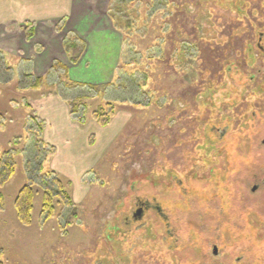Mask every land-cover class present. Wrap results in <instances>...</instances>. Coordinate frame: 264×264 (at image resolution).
Wrapping results in <instances>:
<instances>
[{
	"label": "rangeland",
	"instance_id": "obj_1",
	"mask_svg": "<svg viewBox=\"0 0 264 264\" xmlns=\"http://www.w3.org/2000/svg\"><path fill=\"white\" fill-rule=\"evenodd\" d=\"M0 1V153L10 151L16 164L0 187V264H264V188L249 194L246 179L264 176V147L257 146L264 94L252 89L263 77L251 83L243 76L242 53L244 13L258 0H80L92 6L98 29L76 33L48 23L36 34L5 18L52 16L66 0ZM44 33L55 37L47 48ZM64 45L83 49L77 62ZM230 55L243 73L228 72ZM56 63L65 70L53 69ZM36 78L42 84L30 90ZM104 85L102 95L90 88ZM56 97L66 104L81 97L86 106L69 150H85L92 162L105 154L87 174L80 165L51 169V155L43 156V172L65 186L72 180L66 189L77 210L64 207L59 217L57 207L45 222L39 193L31 225L23 226L14 200L28 183L34 133L43 140L31 117L50 116ZM105 103L116 112L103 129L91 114ZM41 122L53 137L55 122ZM88 136L99 142L86 149ZM71 183L82 188L75 197ZM135 201L160 211L134 219Z\"/></svg>",
	"mask_w": 264,
	"mask_h": 264
},
{
	"label": "trees",
	"instance_id": "obj_2",
	"mask_svg": "<svg viewBox=\"0 0 264 264\" xmlns=\"http://www.w3.org/2000/svg\"><path fill=\"white\" fill-rule=\"evenodd\" d=\"M31 26L32 25L26 24L27 28ZM27 36L29 38L33 36L31 31L27 33ZM64 46L66 53L71 54L70 62H77L82 55L83 49L77 47L76 45H71V47H68L67 45ZM53 69L65 70V68L62 67L60 63H56V65H53ZM42 80V78H36L33 84L30 85V89H38L42 84ZM73 85L88 86L83 83H73ZM107 87L108 85L90 86V88L94 90L97 95H102ZM78 100L79 101L77 102H68L69 114L73 120H75L79 124H84L86 119V106L81 103V100H83L81 97H79ZM115 112V107L112 103H105V105L97 107V109L92 112L91 119L95 121L99 126L106 127L115 116ZM77 114H79V116H76ZM31 120L35 121L39 130L38 134H41L43 130L42 122L37 120L36 117H31ZM34 135L37 136V142L33 148L35 154L34 156H32L31 161H26L25 165V171L29 178L28 183L19 190L14 200V209L16 212L17 220L23 226L31 225V212L34 207V199L35 196L39 193L41 194V216L45 222L54 216L57 207H59V217L61 216V210L64 207H68L72 215H75V212L77 210V207L75 206L66 189L69 187V183H66L65 186L63 180L59 179V177L52 171L43 172V164L41 163V159L43 156H52L54 154V147L46 145L41 137L38 138V135L36 133H34ZM242 137L243 136L241 134L239 138L241 139ZM247 158L248 157H244V159ZM33 163L35 164V167L32 166ZM15 167L16 164L14 161V155L10 151L0 153V187L4 186L10 180V178L15 173ZM246 179L248 180V178ZM2 206L3 198L0 195V207ZM152 209L157 210L156 212L160 211L157 207Z\"/></svg>",
	"mask_w": 264,
	"mask_h": 264
},
{
	"label": "crops",
	"instance_id": "obj_3",
	"mask_svg": "<svg viewBox=\"0 0 264 264\" xmlns=\"http://www.w3.org/2000/svg\"><path fill=\"white\" fill-rule=\"evenodd\" d=\"M2 2V1H0ZM3 3V2H2ZM5 4V1H4ZM91 5L87 4L86 9L82 6V3L80 0H66V3L64 4L63 7H61L60 9H57L58 11L55 14H50L52 16H45L44 18H40V19H32V20H26L25 18H16L13 17L12 19L10 18H5V22H13V23H22V24H29L34 26V30H35V34L36 32V26H38V24H52V23H61V25H64L65 27H67V29H70L72 31H76L77 32H83V31H91L94 29H98L97 25H93L91 23V14H94V11H91ZM6 24V23H5ZM104 24V23H102ZM103 27V25L101 26ZM48 29V27H46ZM11 29H14V27H9L7 29H5V36H9V31ZM100 29V28H99ZM52 34V33H50ZM49 33H44V35H49L47 39L42 40L41 42V47H49L50 44L54 41L55 37H52V35H50ZM20 51V49H19ZM18 57H21V55H17ZM32 61H34L33 64L37 65V68H40V66L38 65V61L34 58H31ZM30 60V61H31ZM32 90V89H30ZM49 98V97H48ZM56 99L57 102L56 103H48L49 105H52L53 107L51 108V113L50 116H44L39 118L40 121H47V119H50L52 123H54L55 126V131L53 134V137H50L48 134V126L45 124L43 126V132L41 134H43V140L45 143H48L50 146L54 147V154L51 156V169H60L58 167V165H61V163H64L66 165H69L71 169H79V165L83 166V169L85 170V174H87L90 169H91V164H95V166H97L100 163L101 158L103 157V155L105 154V152H102L99 157L96 155V159L93 160V162L90 160L88 161L87 157H84L83 153H86L85 150H81L79 151L78 154H74L73 152H71L69 150V146L72 140L71 139V135L72 133L79 128H82L83 126H85L84 124H79L78 122H76L75 120H73L69 114V106L68 103H61L60 101H58L59 99ZM49 100V99H47ZM55 100V101H56ZM59 109H61V113H57L56 111H58ZM115 117V116H114ZM114 117L112 119H114ZM46 119V120H45ZM60 119V120H59ZM89 120H87L88 122ZM112 122V120H111ZM111 122L109 123V125L111 124ZM108 125V126H109ZM106 127H101V128H107ZM52 127V126H51ZM76 128V129H75ZM99 139L96 137L95 141H93L92 143L90 142V136L87 137V140L84 141L83 139V146L87 149L93 145H95ZM49 141V142H48ZM91 145V146H90ZM78 157V158H77ZM78 160V163L76 162V159ZM80 175L79 179L76 181L78 182V184L83 183V177L84 175ZM64 177V176H63ZM67 182H72L71 179H67ZM78 184H74L71 183V193L72 196L75 197L74 194V190L76 188H81L78 187L76 185ZM82 189V188H81ZM72 201L74 202V200L72 199Z\"/></svg>",
	"mask_w": 264,
	"mask_h": 264
},
{
	"label": "flooded vegetation",
	"instance_id": "obj_4",
	"mask_svg": "<svg viewBox=\"0 0 264 264\" xmlns=\"http://www.w3.org/2000/svg\"><path fill=\"white\" fill-rule=\"evenodd\" d=\"M258 8H251L249 11L247 10L244 13V18L246 19V27L242 28V34L246 37V40L243 38L244 43V49H243V60H244V66L246 68V74L237 67V64L235 63V60L232 59L233 55L229 56V62L232 63L227 66L228 72L233 70L235 73H243V76L246 75L249 81L254 83L255 79L257 77H260L261 75L263 78L259 79L257 82V86H255L253 91L257 95L264 94V91L257 93L258 89H262L264 84V0H258ZM256 13V18H253L252 14ZM256 21V22H255ZM228 62V64H229ZM257 62L261 63V66L256 70L255 73H250L249 69H254L255 64ZM231 65H233L231 67ZM248 138L253 141L252 136L248 134ZM259 143L257 144L258 148L264 147V137L259 138ZM257 173L254 172L251 174V177L248 179L250 182L248 183L249 193L256 194L260 189L264 188V176H258ZM135 211L132 213V218H139L142 213H145V211H148L150 208H152L148 203L142 202V201H135L134 203ZM213 245V244H212ZM212 246V256L218 257V251L216 254L213 252Z\"/></svg>",
	"mask_w": 264,
	"mask_h": 264
},
{
	"label": "water",
	"instance_id": "obj_5",
	"mask_svg": "<svg viewBox=\"0 0 264 264\" xmlns=\"http://www.w3.org/2000/svg\"><path fill=\"white\" fill-rule=\"evenodd\" d=\"M213 252H214V254H216L217 253V247L215 246V247H213Z\"/></svg>",
	"mask_w": 264,
	"mask_h": 264
}]
</instances>
